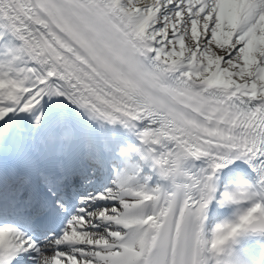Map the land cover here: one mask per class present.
<instances>
[{
  "label": "snow or ice",
  "instance_id": "obj_1",
  "mask_svg": "<svg viewBox=\"0 0 264 264\" xmlns=\"http://www.w3.org/2000/svg\"><path fill=\"white\" fill-rule=\"evenodd\" d=\"M0 264H264V0H0Z\"/></svg>",
  "mask_w": 264,
  "mask_h": 264
}]
</instances>
